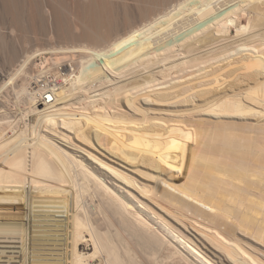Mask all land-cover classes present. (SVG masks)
<instances>
[{
    "label": "bare ground",
    "instance_id": "1",
    "mask_svg": "<svg viewBox=\"0 0 264 264\" xmlns=\"http://www.w3.org/2000/svg\"><path fill=\"white\" fill-rule=\"evenodd\" d=\"M0 264H264V0H0Z\"/></svg>",
    "mask_w": 264,
    "mask_h": 264
}]
</instances>
